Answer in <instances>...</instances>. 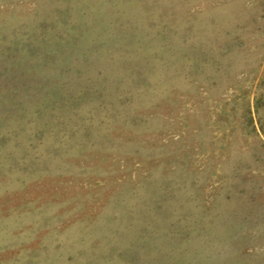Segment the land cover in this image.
Segmentation results:
<instances>
[{
	"label": "rangeland",
	"instance_id": "rangeland-1",
	"mask_svg": "<svg viewBox=\"0 0 264 264\" xmlns=\"http://www.w3.org/2000/svg\"><path fill=\"white\" fill-rule=\"evenodd\" d=\"M0 264H264V0H0Z\"/></svg>",
	"mask_w": 264,
	"mask_h": 264
}]
</instances>
